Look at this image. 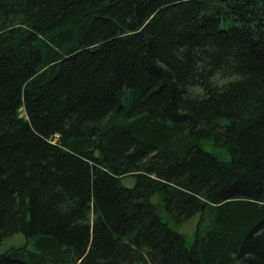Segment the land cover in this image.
Masks as SVG:
<instances>
[{
    "label": "trees",
    "instance_id": "obj_1",
    "mask_svg": "<svg viewBox=\"0 0 264 264\" xmlns=\"http://www.w3.org/2000/svg\"><path fill=\"white\" fill-rule=\"evenodd\" d=\"M0 264H264V0H0Z\"/></svg>",
    "mask_w": 264,
    "mask_h": 264
},
{
    "label": "rangeland",
    "instance_id": "obj_2",
    "mask_svg": "<svg viewBox=\"0 0 264 264\" xmlns=\"http://www.w3.org/2000/svg\"><path fill=\"white\" fill-rule=\"evenodd\" d=\"M196 218H193L189 220L188 222L184 223V225H180L176 227V230L181 233L182 235L186 236L187 241L189 243H192L193 241V235H194V229L196 226ZM24 242L23 237L21 235L12 237L11 239L4 241V249L8 248L9 246H19Z\"/></svg>",
    "mask_w": 264,
    "mask_h": 264
}]
</instances>
